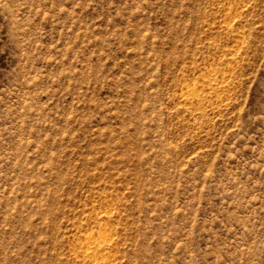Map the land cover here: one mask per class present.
Listing matches in <instances>:
<instances>
[{
  "label": "rangeland",
  "instance_id": "rangeland-1",
  "mask_svg": "<svg viewBox=\"0 0 264 264\" xmlns=\"http://www.w3.org/2000/svg\"><path fill=\"white\" fill-rule=\"evenodd\" d=\"M264 264V0H0V264Z\"/></svg>",
  "mask_w": 264,
  "mask_h": 264
},
{
  "label": "bare ground",
  "instance_id": "bare-ground-1",
  "mask_svg": "<svg viewBox=\"0 0 264 264\" xmlns=\"http://www.w3.org/2000/svg\"><path fill=\"white\" fill-rule=\"evenodd\" d=\"M108 238H95L93 236H85V246L79 254L82 262L87 264H107L105 260L99 257L104 254L108 247Z\"/></svg>",
  "mask_w": 264,
  "mask_h": 264
}]
</instances>
